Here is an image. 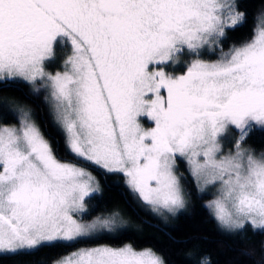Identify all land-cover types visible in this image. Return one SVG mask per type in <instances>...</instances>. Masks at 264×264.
I'll return each instance as SVG.
<instances>
[{"label":"snow or ice","instance_id":"snow-or-ice-1","mask_svg":"<svg viewBox=\"0 0 264 264\" xmlns=\"http://www.w3.org/2000/svg\"><path fill=\"white\" fill-rule=\"evenodd\" d=\"M253 20L251 37L225 51L246 22L237 0H0V90L43 91L65 148L122 174L153 212L186 208L184 161L220 229L243 240L248 228L264 234V151L246 143L264 132V9ZM64 45L62 70L49 71ZM0 113L15 120L0 123V254L82 244L53 264H165L152 248L99 243L126 221L86 218L95 176L59 158L14 97L0 98Z\"/></svg>","mask_w":264,"mask_h":264},{"label":"trees","instance_id":"trees-1","mask_svg":"<svg viewBox=\"0 0 264 264\" xmlns=\"http://www.w3.org/2000/svg\"><path fill=\"white\" fill-rule=\"evenodd\" d=\"M237 2L239 10L246 14V22L243 26L228 31L223 42L225 50L231 44L239 45L251 37L254 14L264 9V0ZM66 49L65 46L54 49V59L48 64L49 71L62 70L63 61L67 57ZM44 96L43 91L38 95L31 94L29 86L23 83L4 86L0 90V98L14 97L20 105L31 110L41 131L53 143L58 157L81 161L65 148L64 139L53 124ZM0 123H15V120L0 113ZM246 143L256 153L264 151V132H254ZM94 170L100 193L86 198L89 210L87 217L113 211L123 215L128 222V226L118 230L115 235L100 238L99 243L117 246L131 243L136 248H152L163 257L165 264H197L198 258L205 255L210 258V264H264V248L261 247L264 234L248 228L243 240L225 235L204 207L211 195L202 196L198 193L194 178L184 161L179 160L178 170L184 184L187 205L166 221L128 189L122 174H105L96 167ZM83 246L85 245L78 244L71 248L41 247L31 253L0 254V264H53L62 255Z\"/></svg>","mask_w":264,"mask_h":264},{"label":"rangeland","instance_id":"rangeland-1","mask_svg":"<svg viewBox=\"0 0 264 264\" xmlns=\"http://www.w3.org/2000/svg\"><path fill=\"white\" fill-rule=\"evenodd\" d=\"M65 46V48H67L66 49V52H67V56L70 54V52H71V49H70V46L69 45H64ZM228 50V49H227ZM227 50H225V51H227ZM182 59H183V57H182ZM212 59H215V58H212ZM145 126L146 127H148V126H150L147 122H145ZM234 139H235V132L234 131H230L229 133H228V135H227V137L226 138H224L223 140H222V143H223V145H224V148H225V150H227L228 148H230L231 147V145H232V142L234 141ZM60 158V157H59ZM62 159V158H61ZM63 161H65V162H71V163H76L78 166H80V167H84L87 171H89V172H91L92 173V175L93 176H95V178H96V180L98 181V177H97V174H96V172H95V170H94V167L95 166H93L92 164H90V163H87V162H85V161H83V160H81V161H69V160H66V159H62ZM178 163H179V161H178ZM178 174L180 175V172H179V170H178ZM181 184H182V186H184V184H183V182L181 181ZM99 188H100V185H99ZM137 198H138V196H136ZM185 198H186V196H185ZM212 198V196H210L208 199H207V201L209 200V199H211ZM139 199V198H138ZM140 200V199H139ZM112 213H114L113 211H109V212H107V213H104V214H101L100 216H104V217H107V216H109V215H111ZM157 213V212H156ZM163 220H168V219H170L171 218V216H173L172 214H170V213H168V212H159V213H157ZM96 216V215H95ZM120 216L126 221V224L123 226V227H121V228H119L118 230H120V229H122V228H124V227H126V226H128V222H127V220H126V218L123 216V215H121L120 214ZM94 217V216H93ZM86 218H91V217H87L86 216ZM118 230H117V232H118ZM119 246V245H118ZM145 248H147V247H145ZM137 249H142V248H137ZM75 250V249H74ZM74 250H72V251H74ZM72 251H70V252H72ZM69 253V252H68ZM68 253H66V254H68ZM65 254V255H66Z\"/></svg>","mask_w":264,"mask_h":264}]
</instances>
